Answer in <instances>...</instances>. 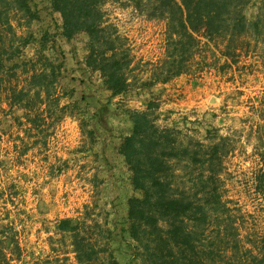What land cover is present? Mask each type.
Returning <instances> with one entry per match:
<instances>
[{
  "label": "rangeland",
  "instance_id": "obj_1",
  "mask_svg": "<svg viewBox=\"0 0 264 264\" xmlns=\"http://www.w3.org/2000/svg\"><path fill=\"white\" fill-rule=\"evenodd\" d=\"M263 1L251 0L244 9L257 24L236 39L240 55L227 58L220 39L208 44L203 39L185 63V73L146 89L140 82L165 57L164 21L148 19L128 3L107 1L106 16L127 37L132 56L128 77L133 85L118 95L104 88L98 71L86 65V34L61 37L60 15L47 3L35 0L40 12L33 20L12 13L16 34L38 37L46 30L48 44L53 36L64 56V72L59 87H50L48 99L34 105L25 99L24 108L10 107L7 83L0 84V263L78 264L70 235L55 229L63 217L84 221L86 236L97 240L98 249L110 247L118 264L138 263L134 241L123 228L128 226L126 200L140 192L129 185L127 166L116 151L132 127L129 111L145 108L151 98L157 103L152 113L156 124L171 129L177 148L204 150L219 142L214 182L224 207L204 233L213 236L215 264H225L228 257L235 263L247 250L255 255L264 251V200L255 190L261 165L257 152L264 150ZM36 46L25 48V59ZM25 76L20 75L18 88ZM28 108L45 120L36 115L27 119ZM221 135L225 140L220 141ZM171 162L174 186L192 192L200 188L196 173H188L196 167L187 168L186 157ZM99 224L109 226V240ZM217 232L225 238H216ZM234 242L235 254L229 251Z\"/></svg>",
  "mask_w": 264,
  "mask_h": 264
},
{
  "label": "trees",
  "instance_id": "obj_2",
  "mask_svg": "<svg viewBox=\"0 0 264 264\" xmlns=\"http://www.w3.org/2000/svg\"><path fill=\"white\" fill-rule=\"evenodd\" d=\"M43 1L49 10L60 15L61 37L70 40L77 33L86 34L85 63L98 71L102 85L112 95L130 91L133 84L128 70L132 56L127 37L120 34L106 16L104 4L107 1L128 3L148 19L164 21L165 57L160 63L152 65L149 76L140 82L141 89L164 84L185 73V63L203 39L206 44L220 39L223 43L221 53L227 58L240 55L241 46L235 43L236 39L248 34L257 24L256 17L250 20L244 13L251 0ZM35 4V0H0V84L7 83L4 90L10 107L24 108L22 101L25 99L33 101V105L48 99L50 87H59L63 77L64 56L53 36L48 44V31L43 30L40 36L35 37L33 32L19 35L13 29L11 14L19 13L29 20L36 19L40 11ZM32 43L37 44L34 55L25 59V48ZM21 74L26 75L25 84L18 88ZM0 86L1 89L3 85ZM71 91L64 90L63 93L68 95ZM145 104L143 109L129 111L132 127L128 134L121 137L116 151L127 166L129 185L140 192L139 196L133 195L126 200L128 226L123 228L134 241L137 264H215L210 245L213 236L204 233L211 217L224 207L214 182L219 172L213 165L214 157L219 154V142L204 150L200 147L192 148V151L177 148L171 129L160 128L152 116L157 103L151 98ZM65 108V105L62 106V109ZM28 109L24 110L27 119L31 115H41L38 111L33 115L30 112L32 108ZM40 117L45 120L44 116ZM225 138L221 135L220 141ZM257 154L261 165L255 174V190L264 200V150H258ZM182 156L189 160L187 168L196 167L188 171L189 174L196 173L195 177L201 185L193 192L189 187L179 189L172 182L175 173L171 161L182 159ZM99 228V232H104L109 240L112 233L109 226L99 224ZM55 229L70 235L78 264H118L107 246V240L104 245L108 248L98 249L97 240L86 236L84 221L63 217L57 221ZM216 238L224 239L225 236L220 237L217 232ZM6 243L11 244V238L8 237ZM262 244L264 249V239ZM229 247V251L235 254L237 242ZM244 252L243 258L234 263L228 257L225 264H236V261L241 264H264V251L259 255L249 250ZM249 252L250 256L247 255Z\"/></svg>",
  "mask_w": 264,
  "mask_h": 264
}]
</instances>
